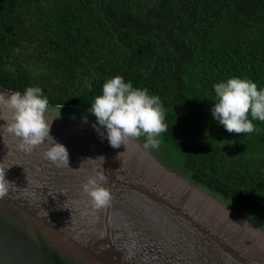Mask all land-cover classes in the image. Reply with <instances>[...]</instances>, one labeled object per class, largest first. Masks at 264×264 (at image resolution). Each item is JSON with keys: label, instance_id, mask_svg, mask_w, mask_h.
I'll list each match as a JSON object with an SVG mask.
<instances>
[{"label": "trees", "instance_id": "1", "mask_svg": "<svg viewBox=\"0 0 264 264\" xmlns=\"http://www.w3.org/2000/svg\"><path fill=\"white\" fill-rule=\"evenodd\" d=\"M115 76L160 98L175 171L263 229L264 122L228 133L211 108L229 78L264 88V0H0L1 90L96 121Z\"/></svg>", "mask_w": 264, "mask_h": 264}, {"label": "water", "instance_id": "2", "mask_svg": "<svg viewBox=\"0 0 264 264\" xmlns=\"http://www.w3.org/2000/svg\"><path fill=\"white\" fill-rule=\"evenodd\" d=\"M46 119L73 171L43 158L47 142L26 154L0 132L5 179L18 190L0 200V264H264V230L182 177L161 143L145 149L141 136L114 149L95 120ZM101 170L113 200L94 211L81 185Z\"/></svg>", "mask_w": 264, "mask_h": 264}, {"label": "clouds", "instance_id": "3", "mask_svg": "<svg viewBox=\"0 0 264 264\" xmlns=\"http://www.w3.org/2000/svg\"><path fill=\"white\" fill-rule=\"evenodd\" d=\"M213 87L215 103L212 104L211 114L226 132L252 133L256 130L253 120L264 122V88L258 89L256 83L238 77L229 78ZM48 110L49 101L39 87H27L23 93L16 91L8 96L0 94V120L5 122L0 125V132L17 139L18 149L26 154L47 142L43 158L58 168H69L66 147L50 135L53 120L46 119ZM89 112L96 119L94 130L102 139L106 138L114 149L141 136L146 138L145 149L158 148V137L168 131L160 98L149 95L147 89L133 88L131 82L125 83L121 76L108 79L103 84L102 94L94 98ZM96 159L104 161L102 156ZM10 167L0 162V200L7 198L10 192L18 191L14 182L5 179L6 170ZM108 181V173L101 170L81 185L94 211L111 207L112 194L103 186ZM41 211L48 216L46 211Z\"/></svg>", "mask_w": 264, "mask_h": 264}, {"label": "rangeland", "instance_id": "4", "mask_svg": "<svg viewBox=\"0 0 264 264\" xmlns=\"http://www.w3.org/2000/svg\"><path fill=\"white\" fill-rule=\"evenodd\" d=\"M49 110H52V109H49ZM53 111H56V110H53ZM205 191V190H204ZM261 230H264V228L262 229L261 227H259Z\"/></svg>", "mask_w": 264, "mask_h": 264}, {"label": "flooded vegetation", "instance_id": "5", "mask_svg": "<svg viewBox=\"0 0 264 264\" xmlns=\"http://www.w3.org/2000/svg\"><path fill=\"white\" fill-rule=\"evenodd\" d=\"M53 110H56V111L60 112V111H59V110H57V109H53Z\"/></svg>", "mask_w": 264, "mask_h": 264}]
</instances>
